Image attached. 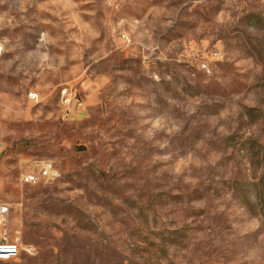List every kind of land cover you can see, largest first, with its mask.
I'll list each match as a JSON object with an SVG mask.
<instances>
[{"label": "rangeland", "instance_id": "rangeland-1", "mask_svg": "<svg viewBox=\"0 0 264 264\" xmlns=\"http://www.w3.org/2000/svg\"><path fill=\"white\" fill-rule=\"evenodd\" d=\"M2 203L0 264H264V0H0Z\"/></svg>", "mask_w": 264, "mask_h": 264}, {"label": "built area", "instance_id": "built-area-1", "mask_svg": "<svg viewBox=\"0 0 264 264\" xmlns=\"http://www.w3.org/2000/svg\"><path fill=\"white\" fill-rule=\"evenodd\" d=\"M64 104L73 112L83 106L78 95L69 88L63 90ZM29 97L32 100H38L39 95L36 92H30ZM59 177V171L54 162L43 159L35 161L21 175V181L24 184L36 185L40 181H53ZM11 208L7 203L0 204V262L13 261L21 257L24 251L32 253L30 246L22 242L20 231H14L11 225Z\"/></svg>", "mask_w": 264, "mask_h": 264}]
</instances>
